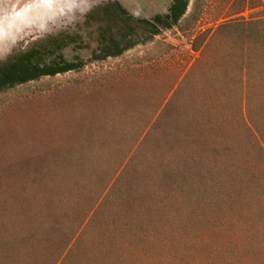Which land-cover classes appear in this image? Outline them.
<instances>
[{
	"label": "rangeland",
	"instance_id": "1",
	"mask_svg": "<svg viewBox=\"0 0 264 264\" xmlns=\"http://www.w3.org/2000/svg\"><path fill=\"white\" fill-rule=\"evenodd\" d=\"M107 1L0 0V62L57 32L81 34L64 54L86 60L78 25ZM116 1L136 17L169 3ZM263 16L264 0H190L118 57L1 91L0 264H264V99L213 73L264 68V43L204 41Z\"/></svg>",
	"mask_w": 264,
	"mask_h": 264
},
{
	"label": "trees",
	"instance_id": "2",
	"mask_svg": "<svg viewBox=\"0 0 264 264\" xmlns=\"http://www.w3.org/2000/svg\"><path fill=\"white\" fill-rule=\"evenodd\" d=\"M189 2L190 0H169L165 12L156 13L150 17L134 16L116 0L98 4L86 13L83 22L78 25V29H86L90 34H95L96 46L89 58L85 60L78 55L67 58L64 54L67 47L75 45L82 39L81 34L57 32L48 35L31 42L27 48L13 53L0 62V92L41 76H53L78 70L86 62L118 57L137 44L147 42L162 30L174 27L185 15ZM225 28L235 30L237 36L243 41L264 43V16L256 19L234 17L205 35L206 46ZM196 50L198 49H194ZM243 69L236 72L219 70L213 73L222 79L223 85L235 83V81L242 84L247 89L245 93L243 91V99L250 95V91V97L264 99V68H258L256 71ZM212 82L210 77V83ZM223 97L231 96L228 94ZM84 231L82 229L74 242L66 246L67 250H63L64 258L75 246L77 239L83 233L85 234Z\"/></svg>",
	"mask_w": 264,
	"mask_h": 264
}]
</instances>
